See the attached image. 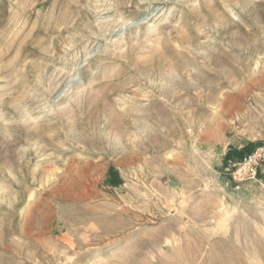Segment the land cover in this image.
<instances>
[{"label":"rangeland","instance_id":"1","mask_svg":"<svg viewBox=\"0 0 264 264\" xmlns=\"http://www.w3.org/2000/svg\"><path fill=\"white\" fill-rule=\"evenodd\" d=\"M261 145L264 0H0V264H264Z\"/></svg>","mask_w":264,"mask_h":264},{"label":"built area","instance_id":"2","mask_svg":"<svg viewBox=\"0 0 264 264\" xmlns=\"http://www.w3.org/2000/svg\"><path fill=\"white\" fill-rule=\"evenodd\" d=\"M263 163L264 146L261 145L241 159V163L234 169L231 176L238 181L254 179Z\"/></svg>","mask_w":264,"mask_h":264},{"label":"trees","instance_id":"3","mask_svg":"<svg viewBox=\"0 0 264 264\" xmlns=\"http://www.w3.org/2000/svg\"><path fill=\"white\" fill-rule=\"evenodd\" d=\"M234 153L237 154V152H235V151H234ZM228 155H229V153H226L225 160L228 158Z\"/></svg>","mask_w":264,"mask_h":264},{"label":"bare ground","instance_id":"4","mask_svg":"<svg viewBox=\"0 0 264 264\" xmlns=\"http://www.w3.org/2000/svg\"><path fill=\"white\" fill-rule=\"evenodd\" d=\"M218 132V131H217Z\"/></svg>","mask_w":264,"mask_h":264}]
</instances>
